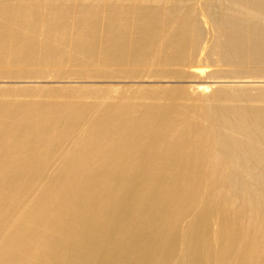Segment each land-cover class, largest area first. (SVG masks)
<instances>
[{"label": "bare ground", "instance_id": "6f19581e", "mask_svg": "<svg viewBox=\"0 0 264 264\" xmlns=\"http://www.w3.org/2000/svg\"><path fill=\"white\" fill-rule=\"evenodd\" d=\"M0 264H264V0H0Z\"/></svg>", "mask_w": 264, "mask_h": 264}]
</instances>
